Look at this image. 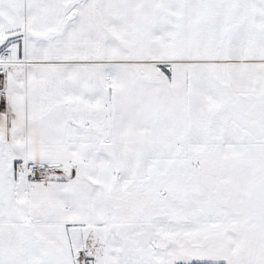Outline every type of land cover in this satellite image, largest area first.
<instances>
[{"label": "snow or ice", "instance_id": "snow-or-ice-1", "mask_svg": "<svg viewBox=\"0 0 264 264\" xmlns=\"http://www.w3.org/2000/svg\"><path fill=\"white\" fill-rule=\"evenodd\" d=\"M0 264H264V0H0Z\"/></svg>", "mask_w": 264, "mask_h": 264}]
</instances>
